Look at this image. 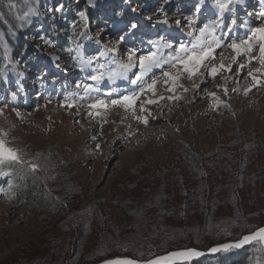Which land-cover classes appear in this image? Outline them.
I'll use <instances>...</instances> for the list:
<instances>
[{
	"label": "rangeland",
	"instance_id": "obj_1",
	"mask_svg": "<svg viewBox=\"0 0 264 264\" xmlns=\"http://www.w3.org/2000/svg\"><path fill=\"white\" fill-rule=\"evenodd\" d=\"M179 2L187 4V15L194 21L193 27L207 24L208 15L201 14L203 10L210 9L207 0L203 3L200 0H106L99 3L91 0H41L40 3L34 1L30 11L24 14L26 25L20 31L16 43L11 50L2 48L0 53V131L7 133L3 137L7 147L15 150L27 146L30 149L53 147L71 160L64 168L66 176L70 177V184L67 183L63 190L70 188L72 192L73 189L71 202L73 199L74 201L57 212L47 213L25 204L18 206L8 191L11 182L10 170L0 163V173H7L0 175V213H3L0 217V264L23 263L20 262L21 252H25L27 246L40 241L43 234L53 231L61 221L70 217L74 209H84L88 202H99L101 213H111L112 221L125 224L132 220L131 216H125L126 213L119 212L114 206L113 200L118 196L117 186L127 178L129 171L137 170L140 163L146 165L145 175L158 176L160 172L162 176L164 168L168 167L165 164L176 155L168 140L171 132L175 134L174 140L190 144L191 148L202 154L215 151L224 132L232 128L245 133L252 132L258 137L264 136V87L252 93L250 98L237 96L231 100L227 97L207 99L204 104L205 111L209 110L206 111L207 115L195 111L200 103L191 104L192 108L181 110L178 119L167 120L169 115L165 113L164 121L160 119L155 122L151 118L148 125L134 118V115H142L138 112L141 102L163 96L164 102L173 105L170 113L182 108L184 102L177 99V94H181L179 81L174 87L175 92L168 91L166 84L161 86L157 83L156 95L145 93L137 101L135 113L123 106L89 108L96 100L110 102L111 99L139 92L141 87L150 84L153 79L159 81L155 76L163 69H153L137 85L131 83L134 73L139 71L138 59L137 66L127 74L129 79L112 74L122 71L119 65L127 63L130 49L138 48L137 58L157 50L151 44L150 38L153 33L155 36L164 34L158 30L166 31L161 24L168 21V25H171L169 22L172 20L167 18L173 12L178 10V14H183L180 11L183 4L175 8ZM198 3L201 10L196 12ZM147 4L152 7L147 9ZM81 12L85 13L83 17L80 16ZM147 13L150 17L146 16ZM219 15L220 13L216 14ZM204 17L207 19L204 20ZM138 18L143 20V26L136 21ZM148 18L150 22L147 21ZM229 20L226 32L232 23ZM133 24L137 28H132ZM147 28L150 31L145 32ZM127 29H130L129 33ZM181 29L183 27L177 29L180 34L177 33L179 35L174 36L171 41L159 40L157 46L165 59L175 56L176 47L181 43L190 46V43L195 42V36L184 39ZM101 30L107 33L108 40L102 41L97 36ZM122 31L125 32L120 35ZM110 33L114 38H110ZM127 34L135 37L122 41L121 37ZM139 39L143 40L142 44H139ZM169 42H173L170 49L164 47ZM71 67L79 69L77 72L81 76L71 78L67 75L69 78H64V72ZM176 69L182 70V66L177 65ZM101 72L104 79L99 84L89 79L91 75ZM63 81L66 84L63 85ZM48 82L59 84V88L55 85L53 90L49 89L51 85L46 84ZM78 83L81 84L80 88H77ZM85 83L93 85L95 90L86 93L83 88ZM207 88L211 90L214 87ZM41 92L45 93V97H39ZM171 96L173 98L168 99ZM68 104L73 107H67ZM146 107L147 104L144 105ZM97 111L99 115H89L90 112ZM80 113L85 115L80 117ZM135 139L143 141L126 147L117 156L106 157L110 146H119ZM144 157L151 166L144 162ZM153 170L157 173L151 174ZM135 189L132 195H139L140 189ZM31 195L47 200L41 191H35ZM69 239L75 240L77 237L72 236ZM83 240L84 245L85 240L90 243L85 251L95 247L97 243V239L92 236ZM49 244L47 242V247ZM80 249L84 251L85 248L81 246ZM47 252L41 256V264L45 261L43 257ZM83 255L80 250L77 252L75 264H86L84 260H80ZM69 260H72V256H64L63 264H71ZM32 261L26 260L25 264H33Z\"/></svg>",
	"mask_w": 264,
	"mask_h": 264
},
{
	"label": "trees",
	"instance_id": "obj_2",
	"mask_svg": "<svg viewBox=\"0 0 264 264\" xmlns=\"http://www.w3.org/2000/svg\"><path fill=\"white\" fill-rule=\"evenodd\" d=\"M34 1L41 2L0 0V53L2 48L11 50L16 43L26 25L24 14L30 11ZM174 136L171 132L168 140L176 155L165 164L168 167L162 176L160 172L158 176L145 175L146 165L140 163L117 186L114 206L132 220L125 224L112 221L111 213L110 216L108 212L101 213L99 202H88L84 209H74L53 231L43 234L40 241L27 246L21 252L23 263L20 264L26 260L41 264L39 260L47 250L43 264H63L64 256H72L69 263L75 264L79 250L84 254L80 260L86 264L123 257L144 262L189 248L206 252L215 245L238 241L263 228L264 136L232 128L224 132L215 151L208 154L196 152L192 145L174 140ZM17 151L25 160L38 165L33 172L26 166L3 163L10 170L8 191L18 206L25 204L47 213L57 212L74 201L71 202L73 189L63 190L70 184L64 168L71 160L53 147L27 146ZM155 173V170L151 172ZM135 188L140 189L139 195H132ZM35 191L43 192L47 200L32 196ZM72 236L77 239L70 240ZM90 236L97 243L85 251L90 243L85 240L84 245L83 239ZM192 264H264V248L254 243Z\"/></svg>",
	"mask_w": 264,
	"mask_h": 264
},
{
	"label": "snow or ice",
	"instance_id": "obj_3",
	"mask_svg": "<svg viewBox=\"0 0 264 264\" xmlns=\"http://www.w3.org/2000/svg\"><path fill=\"white\" fill-rule=\"evenodd\" d=\"M204 0H200V3H203ZM200 3L196 5V12L200 11ZM227 3L221 2V0H217V7L220 10L221 17L225 10L228 8ZM85 13L81 12L80 16H84ZM259 17L264 19V11L259 13ZM163 23H168V21H163ZM180 22L177 21V24ZM235 21H233V24ZM136 25L133 24L132 28H135ZM224 27L223 19L220 20L215 25L205 24L202 27H193L192 31L187 33L188 36H195V42L190 43L189 45H185L181 43L176 47V55L169 56L167 59L160 54L159 47L154 45L157 48L156 51H150L146 55H140L137 58V49H130L127 54V63H121L119 65L120 69L122 70L120 73H113V76L119 75L123 79H129L128 73L133 70L137 66V59H138V67L139 71L134 73V78L131 79V83L133 85H137L141 83L145 77L153 71V69H163L165 65H168L171 69H176L177 65L182 66V70L178 69L175 73L170 71H163V76L167 78L165 80V84H168L169 81L172 82V86L168 88V91H174V87L176 86V82L180 79L183 73L187 74V78H191L201 66H206L207 62H210L214 58V53L217 49L222 47H227L232 50L235 55L232 57V62L235 64L240 57H248V64L239 65L240 69L244 67L250 66L252 61L257 59V57L251 56L250 54L253 52L254 48L259 46V63L260 68L255 69L256 73L264 74V26L262 27H253L250 29L251 35L248 39H242L239 43L233 39L231 43L225 44L224 36L227 33L217 34L218 29ZM241 27H245V25H241ZM123 40V37H121ZM166 48H172L173 42H169L164 45ZM103 54V53H102ZM103 68V65L100 66ZM225 69V65L221 63L219 66H213L210 71L209 75L215 77L216 73L219 70ZM227 70H231V65L228 66ZM248 75L252 78V86L256 87L259 85L264 84V80L259 79L253 72H249ZM89 79L96 84H99L103 79L104 75L101 72L100 74H94L89 77ZM109 79H112V76H109ZM158 83L157 79H153L150 84H145L143 87L140 88V91L134 93L132 95H124L117 99H111L110 102H106L105 100H96L94 103L89 105L90 109H100V108H108L110 106H123L126 110L132 109L133 113H135V105L140 97L145 95V93H152L153 96L156 95L155 86ZM81 84H77V88H80ZM199 87V86H197ZM84 91L86 93H90L94 91V87L91 84L85 83L83 85ZM186 90V89H185ZM237 89H233L236 91ZM251 91V88L245 90V95ZM225 94H227V89H225ZM214 96V94H211ZM165 97L160 96L159 99H164ZM173 97H168V99H172ZM155 99H146L140 104V111L144 112L145 104H152L156 103ZM67 107H73L72 104H68ZM99 115V112L96 113L90 112L89 115ZM134 118L142 120L145 124L148 123L146 119L142 116H135ZM7 133H3L0 131V163H4L5 161L9 162L10 164H16L21 166H26L30 168L33 172L37 171L38 165L34 162L27 161L23 158L22 155L18 153L17 150L12 149L6 146V141L3 138L6 136ZM0 175H7V173H0ZM253 240L264 241V228L258 229L255 233L250 235L244 236L239 242L233 244H224L221 245L219 248H213L211 251H219L221 249L228 250L230 248H240L244 244L251 242ZM202 255V253L197 252L193 249H188L186 251H177L169 253L167 256L157 257L155 259H149L144 261L143 264H176L177 261H185L189 260L192 257H197ZM104 264H141V262L130 259V258H117L114 260H106Z\"/></svg>",
	"mask_w": 264,
	"mask_h": 264
},
{
	"label": "bare ground",
	"instance_id": "obj_4",
	"mask_svg": "<svg viewBox=\"0 0 264 264\" xmlns=\"http://www.w3.org/2000/svg\"><path fill=\"white\" fill-rule=\"evenodd\" d=\"M207 1H208V4L210 5V9L205 10V12L207 13L206 15H208V20L206 23L209 25H215L218 22H220L221 19H223L224 27L221 29H218L217 34L219 35L221 33H227V35L224 36L225 44L231 43L233 39H235L238 43L242 39H248V37L251 35V32H250L251 28L264 26V19H261L259 17V13L264 11V4H260L259 9H256V8H254V6H257L258 4L253 3L250 7L251 8L250 12H248L247 14H243L240 11V6L243 4L244 0H221V2L227 3L229 5L223 14V17H221V14L219 16H216V14L220 13L219 8L217 7V0H207ZM254 1H257V0H254ZM180 4H183V3L179 2L175 8H178ZM183 5L184 6H182L180 9V11H182L183 14H178V10H177V11L173 12V15H171L170 17L167 18L168 20H172L169 22V24H171V25H168V23H166L165 25H164V23L161 24L162 26H164L166 28V31H164L163 29H159L158 31L159 32L162 31L164 34H162V35L160 34V36H158V35L155 36L153 33L154 36L152 35L150 38L152 45H158L159 40H162V39L171 41V39L174 36L180 34L177 29H180L181 27H183V29H181V34L183 35L184 39H190L191 36H188L187 33L189 31H192L194 21L191 20L190 17H188V15H187V5H185V4H183ZM194 7H195V5H194ZM165 9H166V7H165ZM156 13H158V12H156ZM201 14L204 15L203 13H201ZM146 16H148V13L146 14ZM148 17H150V16H148ZM132 19L134 20L133 17H132ZM135 19H136V17H135ZM139 19L140 18H138L136 21H139V24H141V22H143V21L142 20L140 21ZM203 19L206 20L207 17H204ZM214 19H215V21H214ZM228 20H229V23L231 21H232V23L230 24L229 31L226 32V27H227L226 24L228 23ZM177 21H179L180 23L177 24ZM212 21H214V22H212ZM233 21H235L234 24H233ZM143 23L141 24L142 26H143ZM241 25H245V27H241ZM146 31H150V28H147L145 30V32ZM100 32L102 33L103 30H101ZM123 32H125V31H122L121 32L122 34H120V35H123ZM127 32L129 33L130 29H127ZM177 33H179V34H177ZM100 34L98 33L97 36H99V38H101L102 41L108 40L107 33L103 32L101 35ZM110 35H111L110 38H114L111 33H110ZM130 37L134 38L135 35L131 36V34H127L126 36L123 37L122 41H126ZM96 39H97V37H96ZM96 39H95V41H97ZM104 43H106V45L108 47L107 42L104 41ZM142 43H143V40L141 39L139 44H142ZM97 44H99V43L97 42ZM135 49L138 50V48H135ZM233 55H235V53H233L231 49H229L227 47H222L220 49H217L216 52L214 53V58L210 62H207L206 66H201L200 70L198 69V71L190 79L187 78L186 73L183 74V76L178 80L181 94H177V99L180 98V101H182V103L184 102L183 103L184 106L182 105L183 106L182 108H179V109L175 110L174 112L170 113L171 112L170 108L173 107V105L168 104L167 102L163 101L164 99L162 100L159 98L155 99L157 101L156 103L147 104L148 107H146V108H148V109L145 108L144 112L140 111V105H139L138 112L140 114H142L141 116L148 121V123L146 125L149 124V119H151V118H153L155 120V122H156V120H160V119L161 120L163 119V121H164V114L165 113H167L169 115V118H167V120L173 121L175 119H178L180 117L181 110H185L187 108H192L191 104L197 105V103H200V105L195 108V111L196 112L198 111L199 114H201V115L204 113L206 114L207 113L206 111L209 112V110L205 111V106H204L207 99H213L214 97H218L219 99H221V98L225 99L227 97L228 100H231L237 96L244 97V98H250L252 93L257 91L261 87H264V84L253 87L252 86V78L248 75V73L251 71L259 79L264 80V74L256 73L254 71L257 68H260V63L258 60V57H259V46H258V44L254 48L253 52L250 54L251 56L257 57V59L253 60L250 66H247V67H244L243 69H240L239 65H241V64L247 65L248 64V57H240V58H238L237 62L235 64H233V62H232ZM221 63H223L225 65V69L219 70L216 73L215 77H212L211 75H209L210 69L213 66H219ZM230 65H231V70H227L228 66H230ZM67 70H69V71L64 72V75H63L64 78H69V77L72 78V77H76L77 75L81 76V74L79 72H77V70H79V69L71 67V68H68ZM163 71H170V72L175 73L177 71V69H171L167 65L164 66L162 72L158 73L155 76V77L159 78L158 83L161 86H164L163 84H165V80L167 79L163 76ZM67 75H69V77H67ZM54 77H55V75H54ZM53 80H57V79H53ZM187 80L189 82H186ZM49 82L46 83L48 85H51V88H49V89L53 90L55 85L59 88V86H58L59 84H57V83L51 84ZM41 84H42V82H41ZM64 84H66V81H63V85ZM166 85L169 88L173 87L171 81H169L168 84H166ZM197 86H199V87H197ZM208 86H213L214 88L209 90L207 88ZM248 88H251V91L248 92L247 95H245V90ZM225 89H227V94H225ZM233 89H237V90L233 91ZM217 91H218V93H217ZM170 92H175V90L170 91ZM258 92H260V91H258ZM211 94H214V96ZM263 94H264V91H263ZM39 97H45V93L41 92ZM76 113H78V112H76ZM76 113H74V114H76ZM84 115L85 114H82V113L79 114L80 117H82ZM142 141L143 140L138 141L137 139H135L133 141L131 140L128 142H124L123 144H120L119 146H115V145L110 146V147L108 146L109 148H108L107 154H105V155H106V157L117 156L126 147L132 146L137 142L141 143ZM2 214L3 213L1 212L0 217H2ZM176 263H178V261Z\"/></svg>",
	"mask_w": 264,
	"mask_h": 264
},
{
	"label": "water",
	"instance_id": "obj_5",
	"mask_svg": "<svg viewBox=\"0 0 264 264\" xmlns=\"http://www.w3.org/2000/svg\"><path fill=\"white\" fill-rule=\"evenodd\" d=\"M237 242H239V241H237ZM237 242H234V243H237ZM248 243H250V242H248ZM248 243H246V244H248ZM225 244H233V243H225ZM246 244H244L243 246H245ZM221 245H224V244H221ZM221 245H217V246H215V247H213V248H219ZM242 246V247H243ZM242 247H240V248H242ZM213 248H211V249H213ZM240 248H230V249H240ZM211 249L208 251V252H200V253H202V255H200V256H197V257H192L191 259H189V260H185V261H179L178 263H176V264H185V263H188V264H190L191 262H193V261H195V260H197V259H199V258H203V257H213V256H215L216 254H218L219 252H222V251H227V250H223V249H221V250H219V251H215V252H213V251H211ZM194 250V249H193ZM229 250V249H228ZM182 251H186V250H182ZM196 251V250H195ZM177 252V251H176ZM198 252V251H197ZM172 253V252H171ZM168 254H166V255H164V256H167ZM162 257V256H161ZM117 259V258H116ZM123 259V258H122ZM114 260V259H113ZM100 264H104V262H102V263H100ZM141 264H143V262H141Z\"/></svg>",
	"mask_w": 264,
	"mask_h": 264
}]
</instances>
